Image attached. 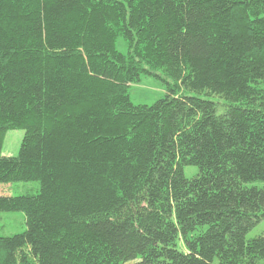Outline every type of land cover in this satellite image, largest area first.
Segmentation results:
<instances>
[{"label":"trees","instance_id":"1","mask_svg":"<svg viewBox=\"0 0 264 264\" xmlns=\"http://www.w3.org/2000/svg\"><path fill=\"white\" fill-rule=\"evenodd\" d=\"M30 181L0 264H264V0H0V184Z\"/></svg>","mask_w":264,"mask_h":264},{"label":"rangeland","instance_id":"2","mask_svg":"<svg viewBox=\"0 0 264 264\" xmlns=\"http://www.w3.org/2000/svg\"><path fill=\"white\" fill-rule=\"evenodd\" d=\"M117 49L123 53H127L128 47L126 41L119 37L117 39ZM160 77L167 79L169 83H174L172 79L167 78L162 71L159 72ZM162 78L142 75L141 80L136 83H132L129 88V94L131 100L135 104H147L152 105L159 99L163 98L168 92V84ZM181 93L186 95H196L195 92L180 89ZM203 98L212 99L217 101L216 96L207 97L205 94H201ZM25 130L13 129L9 130L5 134L4 145L2 154L7 156H16L19 153L22 139L24 137ZM198 172V168L195 166L185 167V175L188 178H192ZM41 184L39 181L30 182H11L0 184V194L2 195H22L26 193H35L39 191ZM26 215L22 211H5L0 212V235L7 236L16 233H21L26 229ZM264 232V221L254 227L248 234V239L260 235ZM139 259L125 262L124 264H137Z\"/></svg>","mask_w":264,"mask_h":264}]
</instances>
